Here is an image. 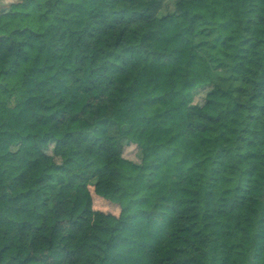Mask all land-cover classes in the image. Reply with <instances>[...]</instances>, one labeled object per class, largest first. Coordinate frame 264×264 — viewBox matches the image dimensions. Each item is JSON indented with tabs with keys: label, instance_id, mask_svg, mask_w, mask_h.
I'll use <instances>...</instances> for the list:
<instances>
[{
	"label": "trees",
	"instance_id": "1",
	"mask_svg": "<svg viewBox=\"0 0 264 264\" xmlns=\"http://www.w3.org/2000/svg\"><path fill=\"white\" fill-rule=\"evenodd\" d=\"M204 1L0 15V264H264V0Z\"/></svg>",
	"mask_w": 264,
	"mask_h": 264
},
{
	"label": "rangeland",
	"instance_id": "2",
	"mask_svg": "<svg viewBox=\"0 0 264 264\" xmlns=\"http://www.w3.org/2000/svg\"><path fill=\"white\" fill-rule=\"evenodd\" d=\"M5 1L6 2H8V1L14 2L16 0H5ZM207 1H212V0H206L204 2H207ZM213 1H216L221 6V8H226V7L230 6V4H231L230 0H213ZM6 8H7L6 3L4 6H2V5L0 6V15L5 11ZM202 38H205V36H199L198 39H202ZM200 99H201V97H199V96L196 97L197 101ZM125 155L128 158H131L135 161H140V158H141L140 150L134 144H130V145H127L125 147ZM94 204H95V208L102 209V210L107 211V212H112V213L118 214L120 211V209L117 205L109 202L108 200L102 199L96 195L94 196Z\"/></svg>",
	"mask_w": 264,
	"mask_h": 264
},
{
	"label": "flooded vegetation",
	"instance_id": "3",
	"mask_svg": "<svg viewBox=\"0 0 264 264\" xmlns=\"http://www.w3.org/2000/svg\"><path fill=\"white\" fill-rule=\"evenodd\" d=\"M5 3H6V6H7V8H8L9 5L12 3V1H8V2H6L5 0H0V6H1V5L4 6ZM7 8H6V9H7Z\"/></svg>",
	"mask_w": 264,
	"mask_h": 264
}]
</instances>
